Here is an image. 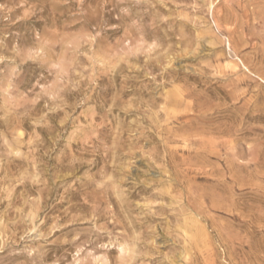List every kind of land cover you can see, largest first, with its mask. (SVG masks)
<instances>
[{
    "label": "rangeland",
    "instance_id": "rangeland-1",
    "mask_svg": "<svg viewBox=\"0 0 264 264\" xmlns=\"http://www.w3.org/2000/svg\"><path fill=\"white\" fill-rule=\"evenodd\" d=\"M0 264H264V0H0Z\"/></svg>",
    "mask_w": 264,
    "mask_h": 264
},
{
    "label": "bare ground",
    "instance_id": "bare-ground-1",
    "mask_svg": "<svg viewBox=\"0 0 264 264\" xmlns=\"http://www.w3.org/2000/svg\"><path fill=\"white\" fill-rule=\"evenodd\" d=\"M199 237V236H198Z\"/></svg>",
    "mask_w": 264,
    "mask_h": 264
}]
</instances>
